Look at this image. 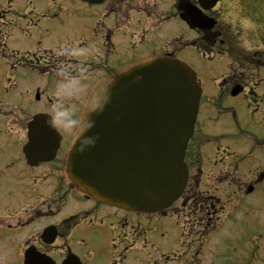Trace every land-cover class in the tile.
Instances as JSON below:
<instances>
[{
    "label": "flooded vegetation",
    "instance_id": "obj_1",
    "mask_svg": "<svg viewBox=\"0 0 264 264\" xmlns=\"http://www.w3.org/2000/svg\"><path fill=\"white\" fill-rule=\"evenodd\" d=\"M186 1L173 0L169 7L164 0H105L99 5L65 0L47 7L40 12L41 17L38 19L46 20L48 24L40 26V23H33L32 28L36 30H33V33L29 31L23 41V43H28L33 36H37L36 41H30L22 51L23 58H25L22 70L27 72L28 88L25 84L27 90L19 95L21 103L22 99H31L32 90L35 89L37 91L35 99L39 103L56 100L57 103L62 101L68 105L71 98L80 100L81 95L61 96L55 93L57 83L63 79L65 74L74 75V72L79 69L83 70V75L80 76L79 73L77 76L85 79L79 80L82 85L80 90L84 97L87 87L92 86L94 90H103L115 75L130 67L136 58L133 55L139 52H145L142 56L147 53L150 54L149 56L170 54L172 46L160 36H170L171 33L175 34L173 38L182 36L183 28L188 25L180 18ZM191 1L196 2V0ZM213 11L210 15L218 20L214 29L200 30L188 26L201 37H212V43L221 38L220 42L224 44L226 40L222 38L223 29L219 27V9ZM19 15L21 16L22 13L16 11L11 1L0 3V38L12 54L18 52L22 43V19L18 17ZM171 22H173V28L169 29L168 25ZM207 32H211L212 36H207ZM156 38L158 39L157 44L155 43ZM195 40H198L197 36ZM7 49H3L2 52H6ZM70 51L74 54H68ZM17 64L18 61L9 66L14 68ZM61 67L65 69L63 75L58 71ZM34 73L44 76V78H39L45 80L44 83L33 78ZM224 83H227L226 80L219 87V98L205 102L202 107L203 120L211 119L214 126L221 125L220 127H222L220 115L224 116V113L236 115L233 100L243 102L249 95H253V100L258 102V98L254 97V92L250 91V88L253 89L254 86L244 85V91L237 96H243L242 99L235 98L229 102L230 95ZM99 98L98 95L96 101ZM256 112H264V107L261 108L259 104L254 109V113ZM0 120L3 121L4 116L0 115ZM20 125L22 127V119ZM224 133L218 132L214 136L221 139L225 137L222 135ZM193 141L197 144L195 149H201L204 144V149L208 151L207 137L198 134ZM215 149L218 153L230 154L229 147L218 142L215 144ZM60 156L59 154L53 161L52 172L44 173V177L36 178L41 174L32 173L31 167L28 168L22 162L15 161L9 162L6 167V170H10L8 178H3L0 173V250L18 251L17 264H22L24 247L34 243L40 247L33 237H22L25 229L34 222V215L53 218L67 207L73 197L72 189L69 187L72 185L60 173L66 163L65 152L61 159ZM58 159L60 161H57ZM222 162L225 165L224 159ZM220 172L225 173L227 177L230 175L224 168ZM217 180L222 179L217 178ZM227 180L230 186L237 183L236 192L243 195L247 184L251 183L252 190L255 191L264 181V168L261 170L257 168V171L249 178ZM191 197L198 199L200 196L196 191L191 190L187 193L186 200ZM100 207L101 205L88 203L82 210L99 213ZM108 213L109 216L114 217L116 226L129 229L134 234L138 232L139 227L154 223L153 217H140L138 214L122 213L116 209ZM64 219L56 223L58 234L61 237L71 229L70 219L66 221ZM15 262V258L7 257L0 264H15Z\"/></svg>",
    "mask_w": 264,
    "mask_h": 264
},
{
    "label": "water",
    "instance_id": "obj_2",
    "mask_svg": "<svg viewBox=\"0 0 264 264\" xmlns=\"http://www.w3.org/2000/svg\"><path fill=\"white\" fill-rule=\"evenodd\" d=\"M200 94L195 73L173 58H158L120 75L107 91L103 111L91 115L96 121L91 131L99 133L96 144L78 151L79 139L71 152L72 177L119 206H168L186 179L183 156ZM47 118L38 115L29 124L31 131L43 132V141L56 135Z\"/></svg>",
    "mask_w": 264,
    "mask_h": 264
},
{
    "label": "rangeland",
    "instance_id": "obj_3",
    "mask_svg": "<svg viewBox=\"0 0 264 264\" xmlns=\"http://www.w3.org/2000/svg\"><path fill=\"white\" fill-rule=\"evenodd\" d=\"M46 1L48 0H17V4L21 6L22 9H24L27 6H29L31 2L44 4ZM244 1L246 0H226L225 7H226L227 15L224 20V23H225L224 25L229 30V40H228L229 42L231 41V43L233 44L237 42V44H240L241 46H249L250 45L249 41H250L251 45H255L257 44V42L251 39L252 35L249 32L252 29L253 25L249 23L248 21L245 22V19H244L248 15V12L243 9V6H241L242 2ZM255 24L256 23H254V25ZM22 26H26V22H22ZM239 32L241 36H239ZM179 56L183 58L184 60H186L188 63H190L196 69L199 80L203 86L205 94L208 96L216 94L217 93L216 81L220 80L219 76L222 73L227 74L226 72L228 69L227 57L218 55L214 60H210V59L204 58L202 54L199 53V51L193 46H186L182 50V52L179 54ZM2 62H3V59L2 57H0V90L4 89L8 81L11 83V85L14 84V82H16L18 86H22V68H17L14 71H11L7 68H4V65ZM9 78H11V80ZM233 103L236 106L235 108L236 116L232 117L231 114L227 116L231 119V126L234 127L235 132L238 131L239 133L243 134L244 131H249V132L255 133L258 137L260 136L263 139L264 138V116H258L256 113H254L253 108L247 107V105H249V101L247 100H245L244 102L239 101V100H233ZM252 104L255 105V103H252ZM7 105L10 106L11 104L8 103ZM256 122H260V123L256 124ZM206 129L213 131L216 128H214L211 123H207ZM262 196L263 195L260 193L259 195L255 196L253 200L256 202H260ZM221 204H225L224 201L220 200L218 202L215 198L208 199L204 197L203 200L199 203V211L197 213V219L199 220L198 222H201L202 224L206 223L205 228H209L210 222H213L212 223V228H213V226L215 225L214 222L216 220V217L222 214L219 211V209H223V208H220ZM243 205H246L244 206V209L237 208L236 211L241 212V213L243 211H246L245 215L248 217L247 219L252 220V221H247L248 226H253L257 222H261V223L262 221L264 222V206L262 203L258 206L259 209L257 208V206H254L253 202L251 201L250 203L244 202ZM217 209L218 211H216ZM210 212H212L213 215H211ZM211 216L213 218L212 221H211ZM234 218H236V215ZM256 218H258L257 222L254 221ZM231 219L232 217L227 218L228 221H226L225 223L226 227L224 229L219 230L222 233L221 237H225L228 240L237 239V237L242 233L241 229L239 228V225L236 223H234V225L238 226L237 230L239 233L237 234L230 233L232 224L229 222V220ZM194 222H196V220H194V214L192 213L190 217H188L187 224H191V223L195 224ZM256 225L263 227L258 224ZM252 228H257V227L253 226ZM195 229H198V228L195 227ZM219 234L220 232L218 233V235ZM77 235L80 236L79 234ZM263 235H264V232H263ZM244 236L246 235H243L241 239L244 238ZM253 238L254 237L251 236V240H253ZM257 238L260 239L259 235ZM95 240L96 241L88 243V244L77 242L72 245V250L74 251V253L80 256L84 264H112L114 260V255L117 252L119 253L122 252V247L120 245L117 247V249H115L113 245H110L109 253H107V249H108L107 241L108 240L106 239L105 235L102 236L100 239L95 238ZM103 240H106V241L101 243ZM262 240L264 241V237L263 239H261V242ZM213 243H210L207 246V248L209 249L210 247H212ZM263 248L264 246L262 247L260 246V249L256 251V253L258 252V256L261 260L259 261L256 260L254 264H264V249ZM215 249L218 253H223L225 255L223 256V258H225V261L227 263L229 262V260L230 262H232L236 258L238 261H241V257L243 256V251H244L243 248H240V249L233 248L230 241L229 242L227 241V243H225L224 245L222 244L216 245ZM229 250L233 251L234 254L236 253L235 259H234V254H233V257L230 256V259H229V255H228ZM206 257L207 259H209L210 256H208V253ZM251 257H253V255ZM56 258L58 260V264L59 262L61 263V260L58 257ZM128 263L135 264L133 260H130ZM223 264H226V263H223Z\"/></svg>",
    "mask_w": 264,
    "mask_h": 264
},
{
    "label": "clouds",
    "instance_id": "obj_4",
    "mask_svg": "<svg viewBox=\"0 0 264 264\" xmlns=\"http://www.w3.org/2000/svg\"><path fill=\"white\" fill-rule=\"evenodd\" d=\"M68 54L74 53L70 51ZM58 71L61 73V75H63L65 69L61 67L58 69ZM81 87L82 85L78 79L65 76L64 79L58 82L57 94L64 96L66 94H70L74 90L78 91ZM106 102L107 98L98 104V112L103 111V107ZM45 123L51 128L62 127L65 131H71L80 125V121L75 118L72 109L65 105L62 101L52 106L51 112ZM95 125L96 121L94 119H90L87 122L86 128L89 130V132L80 138L77 149L78 151H86L88 148L93 147L96 144L97 140L99 139V133L91 131L95 128Z\"/></svg>",
    "mask_w": 264,
    "mask_h": 264
}]
</instances>
